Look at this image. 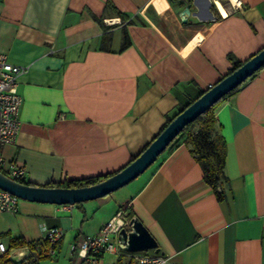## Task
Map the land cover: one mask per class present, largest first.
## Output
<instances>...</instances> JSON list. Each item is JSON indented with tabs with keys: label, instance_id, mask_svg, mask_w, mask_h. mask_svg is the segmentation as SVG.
Here are the masks:
<instances>
[{
	"label": "crops",
	"instance_id": "1",
	"mask_svg": "<svg viewBox=\"0 0 264 264\" xmlns=\"http://www.w3.org/2000/svg\"><path fill=\"white\" fill-rule=\"evenodd\" d=\"M189 2L183 22L187 0H0V52L28 66L18 78L20 132L0 153L24 167L25 182L117 172L234 61L264 47V0ZM213 112L226 145L221 200L181 140L133 191L72 205L19 199L16 212H0V239L34 251L58 227L54 259L76 264L79 236L122 212L142 222L172 264H264V66ZM14 239L25 245L10 247ZM119 258L133 260L107 253L99 264Z\"/></svg>",
	"mask_w": 264,
	"mask_h": 264
},
{
	"label": "water",
	"instance_id": "2",
	"mask_svg": "<svg viewBox=\"0 0 264 264\" xmlns=\"http://www.w3.org/2000/svg\"><path fill=\"white\" fill-rule=\"evenodd\" d=\"M187 1L181 11L183 22L190 14L191 3L190 0ZM262 66L264 47L179 112L131 162L97 183L81 187H45L16 181L0 171V188L19 199L55 205H72L106 196L144 173L186 125L241 85ZM118 243L119 248L128 253L148 249L158 252L156 240L136 217L129 219L128 230L121 229L118 232Z\"/></svg>",
	"mask_w": 264,
	"mask_h": 264
},
{
	"label": "built area",
	"instance_id": "3",
	"mask_svg": "<svg viewBox=\"0 0 264 264\" xmlns=\"http://www.w3.org/2000/svg\"><path fill=\"white\" fill-rule=\"evenodd\" d=\"M232 6H237L229 0ZM28 66L10 61L8 56L0 52V147L14 144L20 132V111L22 95L18 90V78L25 73ZM212 85H208L211 88ZM0 171L16 181H25L26 171L16 162L9 161L0 153ZM19 198L0 188V212L14 213L18 208ZM66 205V204H65ZM129 217L118 212L110 218L95 235L79 236L72 247L77 257L76 264H99L104 254H126L135 264H172L169 258L152 250L124 252L119 248L118 232L129 229ZM63 236L58 227H50L44 231L43 239L46 246L43 249L29 251L27 249L9 247L0 239V260L6 257L15 264L39 262L41 255L54 259L57 255V246Z\"/></svg>",
	"mask_w": 264,
	"mask_h": 264
},
{
	"label": "trees",
	"instance_id": "4",
	"mask_svg": "<svg viewBox=\"0 0 264 264\" xmlns=\"http://www.w3.org/2000/svg\"><path fill=\"white\" fill-rule=\"evenodd\" d=\"M108 6H111V4L108 3ZM117 13L119 14L121 18L123 19L126 18V15H124L120 11H117ZM129 44H130L129 36L127 32L124 31L121 48L122 49L126 48L127 46H129ZM245 61H234L233 66L229 70L228 74H230L235 69H237L239 66H241ZM239 87L240 85L234 88L232 91H230L228 94H226L222 98H220L216 103H214L205 112H203L201 115L195 118L192 122L186 125L181 130V132L175 137V139L168 145L166 150L163 151L164 153L166 151L172 150L181 140H183L186 145H189L191 147L192 153L194 154V158L199 163L202 169L204 181L214 191L216 197L219 200L223 198L222 186H223V182L226 181L224 177V162H225V155H226V145H225L223 137L217 132L216 119H215L213 110L224 100L226 96L233 94ZM207 90L203 91L202 94L205 93ZM193 101L194 100H192L191 103ZM187 106L181 107L179 112L184 110ZM171 120L172 119H169L168 123ZM195 126H198V128L195 129ZM163 153H161L159 157ZM112 174L113 173L103 175V176L86 177V178H82L78 180H70L62 184L48 183V184L41 185V186H45V187L87 186V185L97 183ZM18 181L22 183H28L30 185H34L29 182H25L23 180H18ZM132 216L133 215L129 213L128 217L131 218ZM22 245H25V242L20 239H14L10 243V247L11 246H22ZM29 245L31 247H34L36 245V242L29 243ZM0 264H15V262L7 259L6 257H3L0 260ZM28 264H36V263L32 261ZM116 264H124V263L122 262V259L119 258ZM126 264H133V261L130 260Z\"/></svg>",
	"mask_w": 264,
	"mask_h": 264
},
{
	"label": "rangeland",
	"instance_id": "5",
	"mask_svg": "<svg viewBox=\"0 0 264 264\" xmlns=\"http://www.w3.org/2000/svg\"><path fill=\"white\" fill-rule=\"evenodd\" d=\"M144 173H142L141 175H139L136 179H134L133 181H131L130 183H128L127 185H125L122 188H125L126 190L129 189L130 191H133L137 187V184L140 182V179L144 176ZM60 260L61 259L59 257L56 258V259H50V258H48V259L41 260L42 262L40 264H60ZM132 261H133V264H135L134 260H132Z\"/></svg>",
	"mask_w": 264,
	"mask_h": 264
},
{
	"label": "bare ground",
	"instance_id": "6",
	"mask_svg": "<svg viewBox=\"0 0 264 264\" xmlns=\"http://www.w3.org/2000/svg\"><path fill=\"white\" fill-rule=\"evenodd\" d=\"M232 2L236 4L238 0H232ZM217 5H219V3H217Z\"/></svg>",
	"mask_w": 264,
	"mask_h": 264
}]
</instances>
